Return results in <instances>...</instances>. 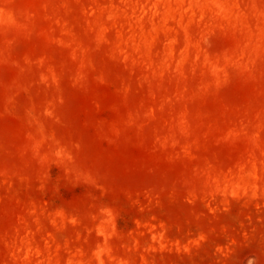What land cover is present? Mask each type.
<instances>
[{
  "label": "rangeland",
  "instance_id": "1",
  "mask_svg": "<svg viewBox=\"0 0 264 264\" xmlns=\"http://www.w3.org/2000/svg\"><path fill=\"white\" fill-rule=\"evenodd\" d=\"M0 264H264V0H0Z\"/></svg>",
  "mask_w": 264,
  "mask_h": 264
}]
</instances>
